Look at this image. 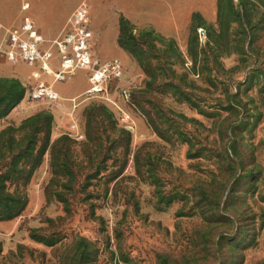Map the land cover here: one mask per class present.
<instances>
[{"label":"rangeland","instance_id":"rangeland-1","mask_svg":"<svg viewBox=\"0 0 264 264\" xmlns=\"http://www.w3.org/2000/svg\"><path fill=\"white\" fill-rule=\"evenodd\" d=\"M27 1L50 42L87 4L93 56L123 74L91 97L77 70L49 104L2 62L24 95L0 102V264H264V1L218 0L177 37L122 30L116 0Z\"/></svg>","mask_w":264,"mask_h":264},{"label":"built area","instance_id":"built-area-1","mask_svg":"<svg viewBox=\"0 0 264 264\" xmlns=\"http://www.w3.org/2000/svg\"><path fill=\"white\" fill-rule=\"evenodd\" d=\"M21 13L17 24H0V60L10 64H25L31 68L25 98L32 102L58 103L61 96L54 84L67 82L77 70L87 72L88 87L84 94L100 97L106 94L112 81L122 78L123 67L113 59L100 63L92 54L94 34L88 25L89 6L80 4L68 17L61 36L50 42L37 30L28 15L30 3L21 1ZM197 35L205 36L202 28ZM120 95L128 100L130 92L122 89Z\"/></svg>","mask_w":264,"mask_h":264},{"label":"crops","instance_id":"crops-1","mask_svg":"<svg viewBox=\"0 0 264 264\" xmlns=\"http://www.w3.org/2000/svg\"><path fill=\"white\" fill-rule=\"evenodd\" d=\"M115 3L120 17L131 25L150 27L164 36L177 37L194 24L196 16L205 25L216 23L218 18V0H116ZM2 62L7 63L0 60V76L22 78L20 67H7Z\"/></svg>","mask_w":264,"mask_h":264},{"label":"trees","instance_id":"trees-1","mask_svg":"<svg viewBox=\"0 0 264 264\" xmlns=\"http://www.w3.org/2000/svg\"><path fill=\"white\" fill-rule=\"evenodd\" d=\"M218 12H219V5H218ZM198 16L194 17V19H198ZM120 28L124 30V28H127V26H133L131 25L124 17L119 18ZM124 35V34H123ZM123 39V36L121 37ZM123 44L122 41H120V45ZM125 46V45H124ZM0 82H4L7 84L5 87L6 95L0 99V102H6V111L16 106L21 102L24 95V90L21 88V85L15 81V80H0Z\"/></svg>","mask_w":264,"mask_h":264}]
</instances>
